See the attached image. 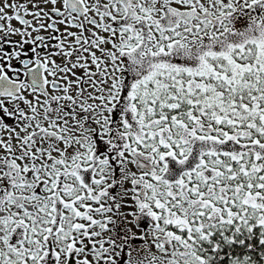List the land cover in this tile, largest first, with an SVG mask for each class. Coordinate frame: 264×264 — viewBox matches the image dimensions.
<instances>
[{
  "label": "snow or ice",
  "instance_id": "1",
  "mask_svg": "<svg viewBox=\"0 0 264 264\" xmlns=\"http://www.w3.org/2000/svg\"><path fill=\"white\" fill-rule=\"evenodd\" d=\"M0 264H264V0H0Z\"/></svg>",
  "mask_w": 264,
  "mask_h": 264
}]
</instances>
